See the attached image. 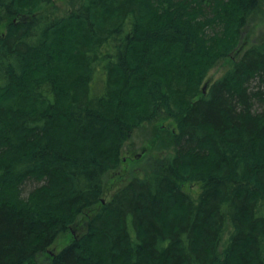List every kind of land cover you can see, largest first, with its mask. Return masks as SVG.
<instances>
[{
  "label": "trees",
  "instance_id": "16d2710c",
  "mask_svg": "<svg viewBox=\"0 0 264 264\" xmlns=\"http://www.w3.org/2000/svg\"><path fill=\"white\" fill-rule=\"evenodd\" d=\"M18 1L0 0V92L15 96L0 104V264H264V38L233 56L264 0H74L29 20ZM67 24L94 45L61 61L50 38ZM166 118L169 156L103 202L133 128Z\"/></svg>",
  "mask_w": 264,
  "mask_h": 264
},
{
  "label": "rangeland",
  "instance_id": "374dc122",
  "mask_svg": "<svg viewBox=\"0 0 264 264\" xmlns=\"http://www.w3.org/2000/svg\"><path fill=\"white\" fill-rule=\"evenodd\" d=\"M71 2H74V0H52V2H46V4H44L42 0L18 1V17L25 20L32 19L36 15L34 12L35 8H40L41 12L44 13L48 12L51 14H61L62 16H67L70 14L69 11L72 7ZM4 15L5 14L3 13L1 17ZM0 24L2 25V28L6 30L5 19L1 18ZM107 27H109V25ZM75 30L76 29H73L72 26L67 24L63 26L62 29L57 28V30L53 31V34L51 35L50 45L53 46V51H55V54L59 56L61 61L66 60L65 56L67 55H74L76 49L79 50L84 45H94L92 40L88 39L82 31L77 30L78 32L76 33ZM263 38L264 1L262 7L254 16L253 20L247 26L242 28L240 40L235 49L243 46V50L237 52V54L233 56L235 58H239L255 41L262 40ZM229 58L230 57L223 58L218 61V63L208 72L201 85V88L203 87L204 82H206L208 79H211L212 83L225 73L229 65ZM14 99V95L7 94V92L3 91L0 92L1 105H9L14 101ZM140 100L143 101L144 97ZM138 105L140 104H137L135 108H137ZM132 111L134 112L133 109ZM142 111H144V108H140L136 112L142 113ZM173 121V119L166 118L140 124L139 126L133 128L129 139L125 142L123 148V164L120 170H115L113 174L107 176L108 188L102 197L104 200L103 202H110L113 198V194L124 187L126 179H129L135 175L143 177L152 169L151 166L153 163L156 161H163L169 156L171 147H165L161 145V139L163 138V135L167 134L166 131H168L170 128H174V124H172ZM30 186H32V184H30ZM191 189L195 193L199 192L201 191V185H195V183H192ZM73 232L75 235L82 233V231L78 229L74 230Z\"/></svg>",
  "mask_w": 264,
  "mask_h": 264
},
{
  "label": "water",
  "instance_id": "95a60500",
  "mask_svg": "<svg viewBox=\"0 0 264 264\" xmlns=\"http://www.w3.org/2000/svg\"><path fill=\"white\" fill-rule=\"evenodd\" d=\"M207 86H208V82L207 83H205V85H204V92H206V89H207Z\"/></svg>",
  "mask_w": 264,
  "mask_h": 264
}]
</instances>
